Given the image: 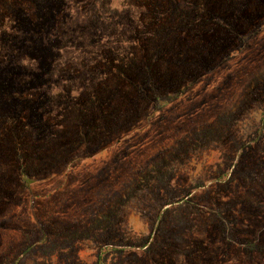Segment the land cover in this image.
I'll return each instance as SVG.
<instances>
[{"label":"rangeland","instance_id":"1","mask_svg":"<svg viewBox=\"0 0 264 264\" xmlns=\"http://www.w3.org/2000/svg\"><path fill=\"white\" fill-rule=\"evenodd\" d=\"M0 264H264V0H0Z\"/></svg>","mask_w":264,"mask_h":264},{"label":"trees","instance_id":"2","mask_svg":"<svg viewBox=\"0 0 264 264\" xmlns=\"http://www.w3.org/2000/svg\"><path fill=\"white\" fill-rule=\"evenodd\" d=\"M174 97V96H173Z\"/></svg>","mask_w":264,"mask_h":264}]
</instances>
